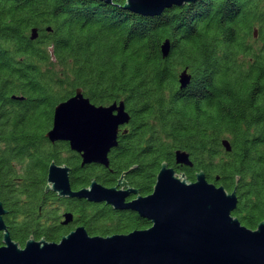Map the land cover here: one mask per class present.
<instances>
[{
  "label": "trees",
  "instance_id": "trees-1",
  "mask_svg": "<svg viewBox=\"0 0 264 264\" xmlns=\"http://www.w3.org/2000/svg\"><path fill=\"white\" fill-rule=\"evenodd\" d=\"M125 4L0 0V201L21 247L59 243L78 227L108 237L151 226L129 210L45 193L52 162L71 169L74 191L93 180L112 188L126 174L143 197L162 163L190 182L203 171L227 191L264 173V0H198L156 17ZM185 70L191 82L181 90ZM78 89L96 106L124 102L131 116L108 169L82 167L68 143L46 138L56 106ZM177 151L193 168L176 165ZM66 213L73 223L63 226Z\"/></svg>",
  "mask_w": 264,
  "mask_h": 264
},
{
  "label": "water",
  "instance_id": "water-1",
  "mask_svg": "<svg viewBox=\"0 0 264 264\" xmlns=\"http://www.w3.org/2000/svg\"><path fill=\"white\" fill-rule=\"evenodd\" d=\"M107 4L113 0H100ZM198 0H126L124 9L145 17L160 16L173 7L193 5ZM31 39L38 37L33 29ZM170 52L167 41L164 57ZM191 82L187 70L179 78L181 90ZM22 101V97H12ZM130 122L124 102L96 107L81 89L75 96L56 106L53 127L46 134L51 143L65 142L80 155L82 167L99 165L109 168V155L117 147L120 128ZM231 152L228 141L223 142ZM176 164L192 168L189 154L177 151ZM71 169L52 162L48 168L45 193L60 198L106 204L117 211L129 210L151 223L146 230L124 235L91 236L78 227L59 243L29 240L24 247L13 241L4 217L8 214L0 201V264H264V222L256 230L243 226L232 216L237 207L236 190L208 182L203 171L195 182L167 163H162L153 192L146 197L130 187L124 174L112 188L93 180L89 187L74 191ZM136 198L128 201L129 198ZM73 223L66 213L63 226Z\"/></svg>",
  "mask_w": 264,
  "mask_h": 264
},
{
  "label": "flooded vegetation",
  "instance_id": "flooded-vegetation-1",
  "mask_svg": "<svg viewBox=\"0 0 264 264\" xmlns=\"http://www.w3.org/2000/svg\"><path fill=\"white\" fill-rule=\"evenodd\" d=\"M38 37H39V34H38ZM38 37L36 39H38ZM187 72H188V70H187ZM82 94L86 99H88L84 95L83 92H82ZM88 100L90 101V99H88ZM115 103H117V102H115ZM115 103H113V104H115ZM91 104L94 105L92 102H91ZM112 105H110V106H112ZM110 106L107 105V106H96V107H110ZM125 109H126V106H125ZM126 112L129 114V112L127 110H126ZM130 121H131V116H130ZM128 125L129 124H127L126 126H128ZM126 126H123L120 128L119 134H120V132H124V133L127 132V130H125ZM119 134H118V137H119ZM97 166H99V165H97ZM178 166H181V165H178ZM183 167H185V166H183ZM187 168H189V167H187ZM70 175H71V173H70ZM238 187L239 186H237V190H236L237 207L232 212V216L234 218L238 219L241 224L243 223L246 228L249 227L248 229H250V230H256L258 228V226L262 222H264V173H260L258 175V178L255 179L254 181L253 180H247L246 182H244L241 185L240 188H238ZM227 192L229 194H231L234 191H227ZM131 199H132V197L129 198L128 201H131Z\"/></svg>",
  "mask_w": 264,
  "mask_h": 264
}]
</instances>
